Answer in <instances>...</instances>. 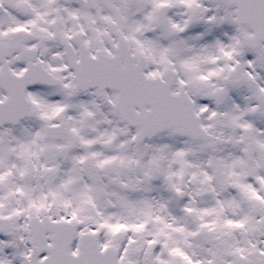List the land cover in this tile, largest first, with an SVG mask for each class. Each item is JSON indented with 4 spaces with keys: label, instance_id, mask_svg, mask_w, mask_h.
<instances>
[{
    "label": "rangeland",
    "instance_id": "1",
    "mask_svg": "<svg viewBox=\"0 0 264 264\" xmlns=\"http://www.w3.org/2000/svg\"><path fill=\"white\" fill-rule=\"evenodd\" d=\"M163 5L171 6L165 25L157 21ZM107 26L109 47L124 36L147 56V75L176 70L173 90L185 87L208 140L167 132L141 144L137 130L116 119L113 100L108 113L95 112L92 94H75L68 73L56 92L31 90L41 118L0 129V214L13 224L12 233H0V264L29 262V214L45 207L80 233L96 232L102 248L130 264H249L253 253L261 257L264 43L247 48L253 29L223 0H0L5 39L18 27L54 34L55 44L85 29L98 39ZM87 115L94 131L83 133ZM61 120L72 136L46 140L43 125ZM55 148L71 149L68 158L54 157ZM86 158L99 165L100 183L84 176ZM27 174L32 181L22 180ZM205 190L212 195L197 201L194 193Z\"/></svg>",
    "mask_w": 264,
    "mask_h": 264
},
{
    "label": "water",
    "instance_id": "2",
    "mask_svg": "<svg viewBox=\"0 0 264 264\" xmlns=\"http://www.w3.org/2000/svg\"><path fill=\"white\" fill-rule=\"evenodd\" d=\"M225 1L228 5L237 8L241 23L254 26L255 34L246 42L256 49L264 41V0ZM170 10L168 6L160 9L158 18L161 23H166V15ZM10 40L13 45L0 47V59L3 60L15 52L25 57L24 49L19 44L23 40L22 35L11 33ZM113 52L115 56H108V71H105L106 64L100 62L104 59L100 56L99 61L94 63V69L93 61L86 62L84 70L76 73L77 86L82 93L96 87L100 90L108 87L109 90L118 92L119 96L114 105L116 117L132 128H140L137 135L140 142L153 139L156 135L170 131L172 128L180 137L185 136L193 141L208 140L205 130L198 124L199 118L194 113L193 102L184 88H181L176 96L171 94L176 81L175 71H167L164 76L165 81H162L160 77L147 78L144 72L146 67L144 55L137 54L132 57L124 38L119 39L118 47H115ZM123 59H125V67ZM134 60H137V63ZM98 64L103 68H98ZM34 70L35 68L32 72L28 70L22 78L10 77L9 82L0 81L1 88L8 93V99L0 103V127L6 124L18 126L33 108L26 97V89L30 85H46L45 75L47 74L46 71L35 72ZM66 130L67 127L64 124L48 127L45 130V137L52 140H65L69 136ZM54 153L56 154L57 150ZM64 156H67V150H64ZM261 170L264 171V161L261 163ZM83 172L94 183L100 180L99 167L91 160L83 163ZM151 173L153 180L159 178V171L155 165L151 167ZM211 195V190L195 193L198 200ZM30 230L32 234L31 264H126L118 261V254L112 248L100 252L97 236L93 234L79 238L80 251L77 256H74L70 252V247L77 235L74 224L54 223L47 218L39 221L36 218L30 222ZM47 234L51 237V246L47 244ZM43 254L47 257L39 262ZM250 264H264V255L262 259L254 255Z\"/></svg>",
    "mask_w": 264,
    "mask_h": 264
},
{
    "label": "flooded vegetation",
    "instance_id": "3",
    "mask_svg": "<svg viewBox=\"0 0 264 264\" xmlns=\"http://www.w3.org/2000/svg\"><path fill=\"white\" fill-rule=\"evenodd\" d=\"M14 31H20V30H26L27 34L25 36L24 41L22 44L24 47L27 49L31 50L28 54L30 57L29 59L23 60L20 59V57L16 54L11 57H8L6 61H0V81H6L9 79V75H17L21 76L24 74L26 69L32 65L35 67H41L45 71H48L50 76H48V80L52 81V83H55L56 81L58 82L57 87L58 88H52V87H30L27 90V95L29 97V92L31 90H39V89H44L47 91L51 92H56L59 90V88L63 85V77L62 75L68 73L71 74L74 78V81L76 79V72H79L83 70L86 65V62H91L93 61L92 68H95V64L99 61V57L102 56L104 59L100 62L106 64V70L108 71V56L111 57L113 56V48L115 47L114 45L108 46V26L106 27L105 31L103 32L104 36L102 35L100 38L95 39V38H88L91 30L85 29L84 33L81 34L82 31H74L73 34L69 38H60L57 40L56 44L52 43L56 38L53 36L54 34H44L43 32H39L38 29H27V28H21L18 27L16 29H13ZM11 31L7 30L6 34ZM75 36L76 41H72L71 37ZM7 37V36H6ZM119 39V38H118ZM117 39V41H118ZM63 42V43H62ZM9 43L8 38L5 39L0 35V45H7ZM129 43V42H128ZM65 44V45H64ZM130 46V44H129ZM109 47V49H108ZM131 48V54L134 57L135 55L139 54V52H135ZM58 51H57V50ZM67 49V51H65ZM35 57H32L34 56ZM86 55L90 58H84ZM27 58V57H26ZM135 63H137V60H134ZM123 62L125 63V59H123ZM71 64H73V68L71 67ZM98 68H103L101 65L98 64ZM158 76V75H157ZM160 76V75H159ZM0 91L4 92L1 87ZM5 93V92H4ZM75 94H78L79 96L82 97H88L90 94H92V97L94 99V109L95 112H99V110L105 109V111L108 113V100L109 102L113 100V103L118 97V93L108 91L107 89L101 91L99 89H94L92 91H89L86 94H81L80 91L78 90L76 86V81H75ZM173 93H176V91L173 90ZM6 95V93H5ZM115 98V99H114ZM29 99L32 101L34 104V107L36 109V115L35 117L30 118L29 116L26 117L24 120H22L20 126H22L24 123H27L28 121L30 122H37L41 118V112L39 111V107L35 103L34 100L29 97ZM5 100V99H4ZM3 101V100H0ZM112 104V102L110 103ZM113 107V104H112ZM103 108V109H101ZM92 116H84L81 124V129L83 133H88L94 131L93 127H91L90 123L93 121ZM60 122H65L63 120L59 121ZM66 123V122H65ZM67 124V123H66ZM68 125V124H67ZM19 126V127H20ZM47 125H43L45 127ZM18 127V128H19ZM42 127V128H43ZM70 136L71 137V131L70 127L68 126ZM84 148V146H83ZM57 149V157L58 158L60 155L63 157L62 152L63 149H67L70 153L71 149L68 148H55ZM32 176V174H29ZM33 178V176H32ZM45 208H39L38 214H33L32 211L30 212V216H34L33 218H38L40 220H43L44 218H50L52 221L57 222L60 220H65L64 218H60L57 216H54L51 214V217L47 215L45 212ZM0 218L3 220H6V227H8L9 231H13V224L10 222V220H7V218L3 217L0 214ZM31 220V219H30ZM76 246V244H74ZM73 245V246H74ZM74 246V247H75Z\"/></svg>",
    "mask_w": 264,
    "mask_h": 264
},
{
    "label": "bare ground",
    "instance_id": "4",
    "mask_svg": "<svg viewBox=\"0 0 264 264\" xmlns=\"http://www.w3.org/2000/svg\"><path fill=\"white\" fill-rule=\"evenodd\" d=\"M0 192H1V190H0Z\"/></svg>",
    "mask_w": 264,
    "mask_h": 264
}]
</instances>
